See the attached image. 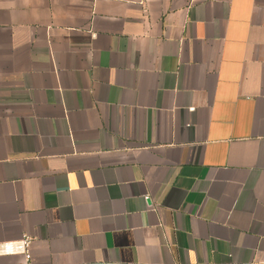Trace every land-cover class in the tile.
<instances>
[{"label": "crops", "instance_id": "crops-1", "mask_svg": "<svg viewBox=\"0 0 264 264\" xmlns=\"http://www.w3.org/2000/svg\"><path fill=\"white\" fill-rule=\"evenodd\" d=\"M24 235L31 264H264V0H0Z\"/></svg>", "mask_w": 264, "mask_h": 264}, {"label": "built area", "instance_id": "built-area-1", "mask_svg": "<svg viewBox=\"0 0 264 264\" xmlns=\"http://www.w3.org/2000/svg\"><path fill=\"white\" fill-rule=\"evenodd\" d=\"M33 239L24 235L16 242L0 243V258L10 256H21L23 261L20 264H31L32 262Z\"/></svg>", "mask_w": 264, "mask_h": 264}, {"label": "water", "instance_id": "water-1", "mask_svg": "<svg viewBox=\"0 0 264 264\" xmlns=\"http://www.w3.org/2000/svg\"><path fill=\"white\" fill-rule=\"evenodd\" d=\"M150 203V202H149Z\"/></svg>", "mask_w": 264, "mask_h": 264}]
</instances>
